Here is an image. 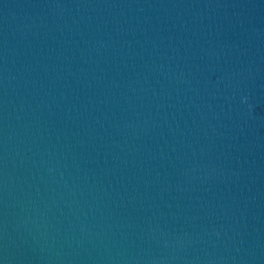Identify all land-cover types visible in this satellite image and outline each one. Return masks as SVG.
<instances>
[{"label":"water","instance_id":"obj_1","mask_svg":"<svg viewBox=\"0 0 264 264\" xmlns=\"http://www.w3.org/2000/svg\"><path fill=\"white\" fill-rule=\"evenodd\" d=\"M0 264H264V0H0Z\"/></svg>","mask_w":264,"mask_h":264}]
</instances>
